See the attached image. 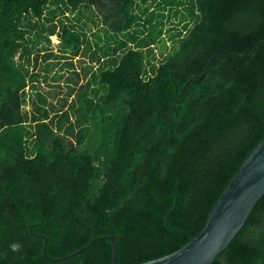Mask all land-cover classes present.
Returning <instances> with one entry per match:
<instances>
[{
    "label": "trees",
    "instance_id": "trees-1",
    "mask_svg": "<svg viewBox=\"0 0 264 264\" xmlns=\"http://www.w3.org/2000/svg\"><path fill=\"white\" fill-rule=\"evenodd\" d=\"M263 39L264 0H0V264H112L108 239L43 253L102 235L139 264L197 235L264 139ZM53 58L63 91L27 107ZM209 264H264V194Z\"/></svg>",
    "mask_w": 264,
    "mask_h": 264
},
{
    "label": "water",
    "instance_id": "water-1",
    "mask_svg": "<svg viewBox=\"0 0 264 264\" xmlns=\"http://www.w3.org/2000/svg\"><path fill=\"white\" fill-rule=\"evenodd\" d=\"M264 42V39L261 41ZM224 56V55H219ZM198 77L199 75H194ZM248 103V102H247ZM264 194V139L246 158L240 170L208 216L205 226L181 248L159 258L139 264H209L228 246L237 232L245 224L252 208ZM108 239L113 243L112 264L118 263V244L115 235L93 238L86 246L61 258H50L46 253L47 239L43 253L53 261L76 255L93 242Z\"/></svg>",
    "mask_w": 264,
    "mask_h": 264
},
{
    "label": "rangeland",
    "instance_id": "rangeland-1",
    "mask_svg": "<svg viewBox=\"0 0 264 264\" xmlns=\"http://www.w3.org/2000/svg\"><path fill=\"white\" fill-rule=\"evenodd\" d=\"M88 13L90 14V11H88ZM70 17L73 18L74 17V14L72 12H70ZM95 17V20L96 22H89V28L87 27H84L86 30H87V33L89 34L90 38L91 39H95L93 38V33L96 32V31H100L101 33L102 32V25L100 23V17L99 16H94ZM77 25L81 26V25H84L83 22H78ZM51 38H52V41L54 44H57L58 43V38L55 34H52L51 35ZM40 45H44V46H49V47H52L51 45H48V43H46L45 41H42ZM56 46V45H55ZM57 53H59V50L55 47H52ZM71 56V55H70ZM80 58V56H75L74 60L78 61ZM56 58H53L52 60H49V61H46V60H42L40 62V66H39V69L41 71V74H40V79L38 82H35L34 85L36 86L35 88H33L32 86V83H30V85L27 86V88H29V92L31 93V102H30V98L28 97L29 101H27V107H30V104H33V100H37L38 99V94L37 93H42L44 96L47 97L46 101H43L41 102V104H45V105H48V102L49 101H57V96L63 91L62 88L58 87V82L57 81H53L51 78H52V75H54V70L58 71L59 70V67L57 68H54V70L49 74V77H48V82H46L47 80L44 79V75L48 74L45 72V67L47 66L48 67V63H51L52 61H55ZM88 63V62H87ZM65 74V72H64ZM50 83V84H49ZM61 85L63 84V81L59 82ZM55 91V92H53ZM27 99V100H28Z\"/></svg>",
    "mask_w": 264,
    "mask_h": 264
},
{
    "label": "clouds",
    "instance_id": "clouds-1",
    "mask_svg": "<svg viewBox=\"0 0 264 264\" xmlns=\"http://www.w3.org/2000/svg\"><path fill=\"white\" fill-rule=\"evenodd\" d=\"M12 247H13V249L15 250V248H17V247H18V245H15V244H14Z\"/></svg>",
    "mask_w": 264,
    "mask_h": 264
}]
</instances>
